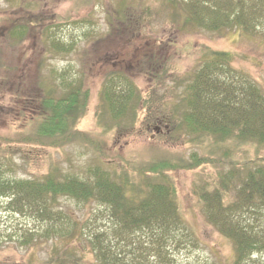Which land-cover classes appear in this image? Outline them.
Wrapping results in <instances>:
<instances>
[{"label": "rangeland", "instance_id": "obj_1", "mask_svg": "<svg viewBox=\"0 0 264 264\" xmlns=\"http://www.w3.org/2000/svg\"><path fill=\"white\" fill-rule=\"evenodd\" d=\"M14 1L0 0L2 178L41 180L53 174L62 180L72 175L85 179L100 167L114 178L127 173L142 185L147 178H157L143 172L146 166L165 161L170 167L163 171L177 186L189 229L176 233L180 244L171 246L166 263L232 264L234 245L208 219L201 193L218 187L221 173L231 176L243 163L264 164V141L228 137L227 143L215 144L217 138L202 128L192 132L186 124L184 133L175 128L181 127L179 115L187 110L184 96L193 73L216 51L231 52L233 70L226 68L223 74H233L237 93L250 82L264 93V5L248 0L241 21L244 28L239 29L238 13L229 0H218L217 13L210 12L215 0H34L41 7H33L30 15H20L25 10ZM187 15L193 21L184 24ZM31 21L41 24L31 25ZM14 23L27 26L13 27ZM154 59L164 61V66L155 68L156 74L151 67ZM74 84L90 89L86 112L76 127L90 133L94 142L29 141L32 120L42 109L41 94L52 90L61 96ZM127 89L136 92L127 108L118 111L122 102L107 96L114 91L116 96L124 95ZM164 109L172 112V122L157 119ZM254 127L264 130L261 125ZM99 141L102 148L96 146ZM206 156V163L195 164ZM222 191L227 197L235 193L225 183ZM21 197L14 188L0 195V264H45L60 251L72 253V258L59 264H97L88 242L91 235L106 230L107 242H117L108 227V207L98 200L63 196L51 219L34 214ZM242 219L246 221L245 216ZM250 224L261 229L256 220ZM138 240L144 242L145 237ZM157 256L145 250L141 258L152 264Z\"/></svg>", "mask_w": 264, "mask_h": 264}, {"label": "trees", "instance_id": "obj_2", "mask_svg": "<svg viewBox=\"0 0 264 264\" xmlns=\"http://www.w3.org/2000/svg\"><path fill=\"white\" fill-rule=\"evenodd\" d=\"M229 1L232 11L238 13L239 29H243L241 21L248 0ZM257 1L264 5V0ZM14 4L25 10L20 15H30L28 11L33 7H41L40 2L34 0H15ZM217 4L219 8L216 7ZM232 4H236L235 7ZM125 5L129 4L125 2ZM213 7L210 12L220 11L218 0H215ZM120 11L121 9L118 12ZM127 13L130 15L129 11ZM147 20L148 18H145V21ZM190 21H193L192 17L187 15L184 24ZM39 22L41 24V21ZM39 22L31 21L30 24L36 25ZM184 24L182 27H186ZM18 25L22 28L26 24L14 23L13 27ZM231 59V52L216 51L205 60L197 72L193 73V80L184 96L187 110L185 115H179L182 125L178 129L174 127L178 132L184 133V126L187 124L192 132L199 127L213 134L217 138L213 140L215 144H220L222 140L227 143L228 137L240 142H253L254 138L264 141V130H257L254 127L256 125L264 127V93L252 82L239 93L235 91L234 86L237 83L233 74L227 77L224 75L227 73L226 68L233 70ZM153 61L151 64L153 73L156 72L157 66H164V61L157 59ZM135 92L133 89H127L122 92L124 95L116 96L114 91V95L109 93L107 98L110 101L122 102L116 109L123 111V108H127L125 104L132 99ZM89 95L90 89L84 88L82 84L71 85L61 96H56L52 90L38 95L42 109L32 120L31 136L28 140L42 145L70 143L80 138L94 142L95 139L90 133L76 127L86 112ZM136 107L137 105L133 104L135 113ZM135 113L132 115L133 118L136 116ZM172 115L171 111L164 109V112L156 117L158 120L172 122ZM96 146L102 148V142H96ZM207 161V156L201 157L195 164L197 162L204 164ZM255 163L253 161L241 164L240 166L245 168H234L231 176L221 173L218 187L205 189L201 193L208 219L217 225L234 245L232 264H241V261L247 264L264 262V164H257L254 167ZM165 167H170L165 161L146 166L147 169L143 172L155 174L157 178H147L142 185L127 173L114 178L100 167L92 169L85 179L72 175L62 180L53 174H47L41 180L11 181L0 175V195L9 188H14L22 193L21 198L34 208L32 211L34 214L39 217L44 214L43 216L47 215L51 219L56 217L58 210L55 209V205L63 196L67 195L81 201L98 200L108 207L110 220L108 227L113 231V237L117 242L113 240L115 245L107 242L106 230L91 235L88 242L91 243L94 256L100 262L97 264H147V258H141L145 255V250H152L158 254L155 264H167L164 257L171 250V246L180 244L177 242L176 233L189 229L182 216L177 186L165 170L163 171ZM224 183L228 186L230 184V188L233 187L235 190L233 197H227L226 192L222 191ZM245 204L248 207L243 210ZM243 216L246 217V221L242 219ZM254 220L261 226L260 230L257 226H251L250 221ZM138 237H145L146 241L141 242ZM138 253L140 255H137ZM256 253L260 254L259 258L253 256ZM247 255L249 258L245 260ZM66 258H72V253L60 251L45 264H59V261Z\"/></svg>", "mask_w": 264, "mask_h": 264}]
</instances>
